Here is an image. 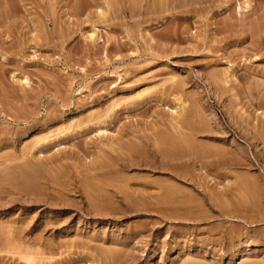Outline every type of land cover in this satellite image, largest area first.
<instances>
[{"label": "rangeland", "instance_id": "rangeland-1", "mask_svg": "<svg viewBox=\"0 0 264 264\" xmlns=\"http://www.w3.org/2000/svg\"><path fill=\"white\" fill-rule=\"evenodd\" d=\"M263 134L264 0H0V264H264Z\"/></svg>", "mask_w": 264, "mask_h": 264}, {"label": "bare ground", "instance_id": "bare-ground-1", "mask_svg": "<svg viewBox=\"0 0 264 264\" xmlns=\"http://www.w3.org/2000/svg\"><path fill=\"white\" fill-rule=\"evenodd\" d=\"M103 14V13H102ZM102 16V15H101ZM104 19H105V17H104ZM178 87V86H177ZM179 99V98H178ZM183 107V106H182ZM180 109H182V108H180ZM178 110V109H177ZM183 110V109H182ZM178 114V113H177ZM178 116V115H177ZM186 117V116H185ZM190 117V116H189ZM176 118V117H175ZM178 121V120H177ZM181 121V120H180ZM186 123V122H185ZM100 125V124H99ZM104 125V124H103ZM102 125V126H103ZM171 125V124H170ZM101 128V127H100ZM160 129V128H159ZM174 129V128H173ZM178 129V128H177ZM65 130V129H64ZM155 131V130H154ZM261 131V130H260ZM176 132V131H175ZM178 132V131H177ZM260 134V133H259ZM177 135V134H176ZM182 135V134H181ZM264 135V134H263ZM45 136V135H44ZM153 136V135H152ZM184 136V135H183ZM168 137V136H167ZM170 137V136H169ZM180 139H179V138ZM178 137H176L174 140H172V141H190L189 139H184V138H182V136L180 137V135L178 136ZM4 138V137H3ZM153 138V137H152ZM174 138V137H173ZM165 139H166V137H165ZM179 139V140H178ZM263 139H264V137H263ZM153 140V139H152ZM157 140V139H156ZM170 140H171V138H170ZM262 140V139H261ZM41 141V140H40ZM39 141V142H40ZM163 141V140H162ZM159 142V141H158ZM38 143V142H37ZM52 143V142H51ZM155 143V142H154ZM160 143V142H159ZM191 143V142H190ZM45 144V143H44ZM180 144V143H179ZM177 145V144H176ZM202 145V144H201ZM122 146V145H121ZM135 146V145H134ZM180 146V145H179ZM124 148H127V146L126 147H124ZM158 148H160V147H158ZM174 149V148H173ZM182 149V148H181ZM39 150V149H38ZM158 150V149H157ZM161 150V149H160ZM161 152V151H160ZM165 152V151H164ZM125 153V152H124ZM155 153V152H154ZM23 155V154H22ZM25 157V156H24ZM23 157V158H24ZM34 159V158H33ZM36 161V160H35ZM10 163V162H9ZM18 163V162H17ZM29 162H27V163H24V164H22L21 163V165L20 166H16L15 164V167H14V169H13V172H14V170L16 171L15 173H13L12 171L9 173V175H5V177L4 178H6L7 176V178L5 179V180H3V178H1L2 180V182L0 181V183H1V186H3V184H13V185H22V186H34V187H36L35 185H34V176H38V175H36L37 173H38V171L35 169V165H34V167L33 166H31L32 164H28ZM5 167V166H4ZM17 169V170H16ZM168 169V168H167ZM12 173V174H11ZM182 173V172H181ZM63 175V174H62ZM60 176V175H59ZM248 176V175H247ZM39 177V176H38ZM54 177V176H53ZM57 177V176H56ZM35 178H37V177H35ZM40 178V177H39ZM55 179V178H54ZM120 179V178H119ZM19 180V181H18ZM249 180V179H248ZM18 181V182H17ZM35 182H36V180H35ZM42 182V181H41ZM248 182V181H247ZM251 182V181H250ZM52 183V182H51ZM111 183V182H110ZM173 184V183H172ZM48 185V184H47ZM159 185V184H158ZM10 186V185H9ZM112 186V185H111ZM56 187V186H55ZM174 187V186H173ZM232 187V186H231ZM252 187V186H251ZM31 188V187H30ZM176 188V187H175ZM233 188V187H232ZM168 189V188H167ZM169 189H170V187H169ZM164 190V189H163ZM177 190V189H176ZM239 190V189H238ZM252 190V189H251ZM244 191V190H243ZM248 191V190H247ZM246 191V192H247ZM164 192V191H163ZM170 192V191H169ZM245 193V192H244ZM166 195V194H165ZM245 195V194H244ZM155 197V196H154ZM156 197H157V195H156ZM253 197V196H252ZM160 198V197H159ZM162 200V199H161ZM171 200V199H170ZM168 201V200H167ZM11 234V233H10ZM10 237H11V235H10ZM9 237H7V239H8ZM17 239V238H16ZM10 240H11V238H10ZM5 242V241H4ZM14 242V241H13ZM18 242V241H17ZM10 244V243H9ZM247 244V243H246ZM13 245H15V244H13ZM20 246H22V245H20ZM28 247V245H25V247ZM30 246V245H29ZM6 247H9V246H6ZM19 248V245L17 246V248L16 249H14V250H17ZM24 248V247H23ZM33 249V248H32ZM35 249V248H34ZM33 249V250H34ZM38 249V248H37ZM6 250H7V248H6ZM11 250H13V249H11ZM19 251H21L20 249H18ZM8 251V250H7ZM31 251V250H30ZM10 252V251H9ZM14 252V251H13ZM233 252V251H232ZM25 253V252H24ZM231 253V252H230ZM231 254H233V253H231ZM32 255V254H31ZM27 256H28V254H27Z\"/></svg>", "mask_w": 264, "mask_h": 264}]
</instances>
